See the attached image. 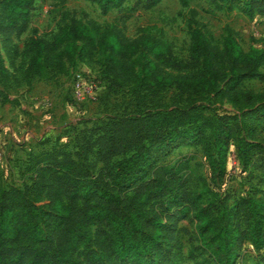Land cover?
<instances>
[{"label":"trees","instance_id":"trees-1","mask_svg":"<svg viewBox=\"0 0 264 264\" xmlns=\"http://www.w3.org/2000/svg\"><path fill=\"white\" fill-rule=\"evenodd\" d=\"M65 2L67 0H59ZM101 15L128 0H81ZM161 0H141L154 7ZM229 15L264 17V0H211ZM35 0H0V36L24 33ZM182 7L186 0H179ZM25 75L49 71L64 75L98 56L113 93L129 90L138 105H159L168 90L181 104L146 110L107 122L80 141L73 153L43 151L28 159L34 187L4 189L0 178V264H180L172 240L175 222L190 219L208 255L196 264H239L247 242L257 254L245 264H264V189L233 199L216 195L203 201L189 188L188 164L167 169L158 158L179 141L200 146L213 174L224 173L230 142L242 170H264V92L242 88L264 82V50L243 52L230 30L221 48L201 29L190 33L188 57L177 59L171 46L154 36L121 38L114 26L71 19L50 39L35 32L26 43ZM7 72L0 56V81ZM231 104L232 115L213 114ZM211 151L213 154H211ZM192 258V259H196Z\"/></svg>","mask_w":264,"mask_h":264},{"label":"rangeland","instance_id":"rangeland-1","mask_svg":"<svg viewBox=\"0 0 264 264\" xmlns=\"http://www.w3.org/2000/svg\"><path fill=\"white\" fill-rule=\"evenodd\" d=\"M71 19L83 23L94 22L99 26H114L119 36L133 41L141 35H151L167 42L179 60L188 57L190 33L201 29L211 44L221 48L230 30L243 52L250 48L264 50V17L247 18L241 10L227 15L215 9L211 0H186L182 7L179 0H161L148 7L141 0H128L120 9L101 15L98 8L81 0H35L27 29L20 35L12 34L8 40L0 36V56L7 72V80L0 81V178L4 189L34 187V175L27 172L29 157L43 151L73 153L80 141L87 139L107 122L125 117H135L142 112L170 110L181 104L177 92L168 90L159 105H138L136 95L129 90L115 93L108 89L104 76V61L95 56L84 64H76L64 75L48 72L41 78L25 75L27 58L23 50L33 32L44 40L50 39L58 29ZM258 34L255 35L252 28ZM264 74V68L260 69ZM74 74H83L94 80L99 90L92 99L75 102L71 84ZM242 88L253 93L264 92V82H245ZM236 112L227 101L213 106V114L232 115ZM15 125H11L12 123ZM257 139L264 138V124L254 132ZM228 145L224 173L213 174L204 150L183 141L171 145L160 157L158 164L173 168L179 162L188 164L189 188L203 201L216 195L229 196L230 201L264 189V170L252 164L242 170L230 167ZM211 154L213 152L211 151ZM172 240L180 250V264H196L199 253L206 257L197 240V233L190 219L177 221L172 227ZM264 254V250L261 252ZM256 253L245 242L241 248L239 264L256 259ZM196 258V259H192Z\"/></svg>","mask_w":264,"mask_h":264},{"label":"built area","instance_id":"built-area-1","mask_svg":"<svg viewBox=\"0 0 264 264\" xmlns=\"http://www.w3.org/2000/svg\"><path fill=\"white\" fill-rule=\"evenodd\" d=\"M255 35L258 31L255 27L252 28ZM98 84L91 78L84 76L83 74H74L72 78L71 91L72 98L75 102H84L86 100L92 99L98 92ZM228 160L230 161V167L237 169L239 164L235 155V151L228 153Z\"/></svg>","mask_w":264,"mask_h":264},{"label":"crops","instance_id":"crops-1","mask_svg":"<svg viewBox=\"0 0 264 264\" xmlns=\"http://www.w3.org/2000/svg\"><path fill=\"white\" fill-rule=\"evenodd\" d=\"M16 122L12 123L11 125H15Z\"/></svg>","mask_w":264,"mask_h":264}]
</instances>
